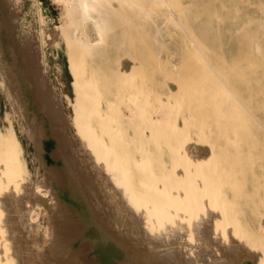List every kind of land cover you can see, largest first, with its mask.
<instances>
[{
    "label": "bare ground",
    "instance_id": "1",
    "mask_svg": "<svg viewBox=\"0 0 264 264\" xmlns=\"http://www.w3.org/2000/svg\"><path fill=\"white\" fill-rule=\"evenodd\" d=\"M54 1L61 5L60 22L45 30L48 37L54 39L59 32L68 29L71 38L85 49H91L103 40L111 25L109 14L137 13L138 16L147 14L151 18L158 10L149 8L146 0ZM160 1L158 4L163 2L167 8L172 31L182 32L178 43L189 44L192 46L189 55L205 60L206 65L202 61L205 67L199 69V75L196 73L197 76H190L189 81H183V84L189 82V94L206 95L211 89L212 94H217L229 107L231 105L234 115L229 116L234 120H231V131L224 121L223 147L215 154V150L202 142L204 132L198 127L197 116L192 112L183 113L172 128L176 130L174 133H181V137L185 134L182 139L186 137L183 141L181 138L178 142L175 140L179 147L173 145L174 150L178 148L173 151L175 161L172 167L177 181L169 182V187L168 184L163 185L162 191H153L150 188L154 184L160 186L161 182L155 183L151 176L152 179L142 183L144 188L141 189L134 183L131 169L140 173L147 167L153 171L148 163L156 157L147 140L155 139L160 121L162 124L172 123L171 119L176 118L173 110L184 107L180 95L171 93L169 99L160 96L161 105L146 114L143 109H148L151 104L147 107L142 105L146 108L139 105L140 99L144 100L141 103H146L144 89L140 90L142 98H139L138 81L134 80L138 89L127 84L130 80L133 82L131 76L136 73L137 67L134 71H127L124 64L131 65V68L133 63L120 61V79L116 86L119 89L114 95L104 90L96 94L94 100L87 101L85 94H77L74 126L78 133L75 134L87 157L76 153L77 163H72L67 147L74 143L65 126L68 123L65 112L60 109V101L45 91L43 82L35 75L36 56L44 60L41 49L34 35L27 33L20 38L25 45L15 35L13 17L18 14L15 9L20 0H0L3 88L9 104L22 120L23 131L33 146L32 155L41 168L35 180L23 181L22 174L27 172V167L20 157L21 144L19 142V147L4 144L6 134L0 130V264H264V199L263 212L259 210L261 207H257L258 229L254 230L241 206L246 193L243 189L246 179L235 176L230 167H226L231 148L235 151L239 146L251 144L255 130L264 132V118L252 105L254 94H264V77L252 75L253 72L246 70L251 63L244 62L233 71L237 78H231L227 69L229 63L221 67L205 57L201 34L189 25V3L184 0H170V4ZM259 11L261 16L258 19L262 16L264 19V9L259 7ZM154 25V22L150 23V27ZM31 42L36 45L35 48ZM252 49L260 53V44L253 43ZM170 64L171 67L177 66L174 61ZM32 66L35 70L31 69ZM208 74L213 77L208 78ZM205 77L208 78L206 81ZM73 83L76 84V81ZM126 87L130 88L129 92L121 90ZM173 87L172 90H176L179 84ZM101 100L104 106H100ZM165 102L168 104L165 105ZM123 103L130 117L135 116V122L139 124L135 125L132 135L127 131V119H122ZM166 106L173 107V112L165 109ZM94 118L95 125L92 124ZM145 122L149 125L148 137L143 136L141 131L140 123ZM168 123L167 129V125H161L165 134L171 129ZM190 125L193 126V134L189 132ZM178 136L175 138L178 139ZM15 138L18 139L17 135ZM85 142L90 145L92 154L101 158L99 162L92 161ZM131 144L135 145L134 148ZM62 150L64 158L60 155ZM132 150L139 156H134ZM44 151L48 154L49 163L44 159ZM212 159L221 161L222 168L225 165L221 184L214 180L213 183L205 181L199 172L203 162ZM117 162L121 165L114 171L111 163ZM161 166L162 162L159 168ZM205 171L209 173L208 169ZM210 173L209 177L213 178L214 173ZM154 175L168 177L162 171L154 172ZM93 184L96 186L92 187ZM167 191L173 192V195L163 196L162 193ZM43 218L49 226L45 238L39 235Z\"/></svg>",
    "mask_w": 264,
    "mask_h": 264
},
{
    "label": "rangeland",
    "instance_id": "2",
    "mask_svg": "<svg viewBox=\"0 0 264 264\" xmlns=\"http://www.w3.org/2000/svg\"><path fill=\"white\" fill-rule=\"evenodd\" d=\"M184 1L189 3V25L191 28H194L193 30L195 32L198 31V33L201 34V40L205 43V49L203 51L205 52V57H207L209 61H212L221 67H224V63H229L227 69H229L231 78H237V75H234L233 71L239 69L240 63L249 62L251 64L250 66H247L246 70L253 72L252 75L255 77H264V19L263 16L261 19H258V17L261 16L259 7L264 9V0ZM145 2L149 8L155 7L158 9L153 17L150 18L147 14H139L138 16L137 13H134L135 15L132 13L122 12H117L119 15L116 14V12L114 14H109V21L111 22L109 29L105 32L103 40L91 49H85L83 46L76 43L71 38V31L68 29L59 32L54 39L48 37V33L45 32V30L47 28H53L60 22L61 5L57 4L56 1L20 0V4L17 9H15V11L18 12V14L13 17V23H16L15 35H17V38L19 39L24 38L27 33L35 36L34 40L40 47L44 58L42 61V58H40L39 55L36 56L37 59L35 61V67L37 68V72L35 75L41 82H43L42 84L45 91L50 93L53 99H58V101H60V109L65 112V116L68 121L65 126H67V132L74 143V145H72L71 142V145L67 147L71 152L70 159H72V163H77V154L84 158L87 157V154L82 151L84 149L81 148L80 139L76 136L78 130L76 126H74L76 125L75 111L78 109L76 106L77 94H85L88 97L87 101H90L91 99L94 100V96L104 90L110 91V93L114 95V93L117 92V89H119L116 86L118 85V79H120L118 77V71L121 66L120 61H123V63L131 61V63H133V67L131 68V65L128 67V64H124L127 67V71L128 69H133L134 71L137 67L136 73L134 74L135 76H131V78H133V82H130V80L127 84L130 87L133 86L132 88L134 89H138L135 85L138 83L137 85L140 88L139 94H141L139 98H142L140 90L144 89L142 91H144L145 95H143V97H145L144 99L146 100V103H141V101L144 100L140 99L139 105L146 108L149 104H151L149 105L150 107H148L151 111L147 108V111L143 109L146 114L148 111L152 112V109H156L155 106L159 107L161 105L159 103L160 96H166L168 97L167 99H169L171 98V93L179 94L181 99L184 100L182 104L184 107L181 106L178 111H176V109L173 110L175 111L174 114L176 116V118H170L171 121H173V124L171 122H167L168 124H171V129L183 113L192 112L193 115L197 116V121L199 122L198 127H200L204 132V141L202 142L215 150L216 154L219 153L223 147L222 127L225 123H227L229 131L233 128V121L231 123V120H234V118L230 117L234 114L231 113V105L229 107V105L221 101L220 97L218 98L217 94H212L210 86L209 88L207 87L210 89V93L208 92L209 94H189V82H184L183 84V81H189L190 76H197L196 73L199 75L201 72L199 69L202 70V66L205 67L206 65L204 62L205 60L203 61L202 57H191L189 55V51L192 49V46L189 44L178 43L177 39L182 32L177 30L172 31L170 17H168L167 8L164 6L163 2L162 4H158L161 2L160 0L158 2L156 0L157 4H155V0H146ZM165 2L170 4V0H165ZM150 3L154 5H151ZM119 16L123 17L122 21ZM133 16H136V18ZM153 22L155 25L150 27V23ZM21 39L19 42L22 44L23 42ZM255 41L260 44V53H257L256 51L254 52L252 49L253 43H256ZM30 44L34 48L36 47L33 42ZM5 57L9 58V55L5 54ZM171 61L176 62L177 66L171 67ZM31 69H34V66H32ZM208 76V78L213 77L209 74ZM137 77H139V79H137ZM174 78H176V81L178 80L177 78H179V80L176 82L173 80ZM208 78L205 77L204 81ZM69 79H71L70 84L68 82ZM93 79H96V81L90 82V80ZM135 79V82H138L134 84ZM180 79L182 81L181 83H179ZM74 80L76 81V84L73 83ZM169 82L172 85L169 84ZM95 84V87H91ZM174 84H179V88L176 90L173 89V93L172 88H174ZM170 86H172V88ZM121 90L129 92L130 88L126 87ZM121 90H119V92H121ZM204 91L206 92V90ZM43 97L45 99L46 94H44ZM215 98H217L218 101ZM165 103V105L168 104L167 102ZM190 103L194 104L191 105ZM142 105H145L146 107ZM252 105L254 108L256 107L255 110H257L260 116L264 118V94H254L252 98ZM100 106H104L103 100H101ZM166 108L174 109L169 106H166L165 109ZM126 109L127 108L123 103L121 106V112L123 114L122 119L124 121L127 119L125 121L127 131L129 135H132L136 129L135 125L139 124L135 122L136 117H130V114ZM230 114L231 116H229ZM95 120V118L92 119L93 125H95ZM165 122L166 120L164 123ZM167 123L162 124V121H160V124L164 125V127ZM140 125L142 126V135L145 137L150 136L149 125L146 122L140 123ZM161 125L158 129L163 127H161ZM204 125L207 126L204 127ZM167 128L168 125L166 126V129ZM158 129L155 132L157 133L155 139L152 140L149 138L147 140L148 146L154 151L153 156L156 157L153 162L148 163V165H152L153 171L147 167H144L143 171L140 173L135 169H131L135 176L133 178L134 183H136L141 189L144 188V184L142 183L149 180L151 176L154 177L155 183L161 182L160 186H156L154 184V186L150 188L153 191H162L163 185L168 184L169 182L177 181V176L173 174L172 167L174 166L173 162L175 161V159L173 161V151H177L178 148H175L174 150L173 145L176 146L178 144H176V141H179L180 138L182 139L185 134L181 137V133L178 134L177 132H173L176 131L175 129H169L170 131L167 130L169 131H166L168 134H165V131L163 132L164 129H161L160 133H158ZM0 130L6 134L4 144L16 147H19L21 144L22 151L20 152V157L22 162L27 167V172L22 174V180L25 182L35 180L36 176L40 173V164L32 155L33 146L23 131L21 118L18 116L16 109L9 104L7 94L4 92L1 70ZM189 130L191 133L193 130L192 125H190ZM175 134L177 136L179 135L178 139H176L177 136H174ZM15 135H17L19 140L15 138ZM230 135H232V132H230ZM164 136L166 137L165 140H163ZM182 141L180 140V142ZM164 144L168 145L169 150ZM46 146L47 140L44 141V147ZM134 146V144H131L132 148H134ZM170 146H172V150H170ZM177 147L179 146L177 145ZM85 148L91 154L93 162L97 163L99 162L98 159L101 160L99 156L92 154L90 145L86 142ZM237 149L238 150L235 151H233V148L230 149L231 154L227 157L228 161L226 162V167H230L233 172L232 174L235 176H244L246 179L245 188H243L246 190V193L243 194L244 200L241 202V206L245 209V213H247L248 219L250 223L254 225L255 230L258 229V218L256 215L258 213L257 207H261L259 210L263 212V130H255L254 138L251 137V144H244L243 146H239ZM158 151H160L159 154ZM132 152L134 153V156H139L134 150H132ZM47 155V152L44 151V159L46 163H49ZM60 155L64 158L63 150ZM161 162L163 166L159 168ZM210 162L214 167L210 165ZM175 164L177 165V162ZM119 165H121L120 162L111 163V168L116 171ZM202 165L203 167L201 166L199 172L205 181L208 180L209 183H213L214 180L218 183L220 182V184L222 183V177L225 173V165L224 168H222L221 161L218 162L217 160L212 159L209 162H203ZM187 168L189 170V164L187 165ZM203 168L208 169L209 173L211 168L212 172L210 174L214 173L213 175L215 176L210 178L212 176L210 175L209 177V173H207V171H205L206 169L204 170ZM161 171L167 174L168 177L154 175V172L158 173ZM170 185L171 184H168L167 186L169 187ZM93 186L95 187L96 185L93 184L92 187ZM238 186H240V182L238 183ZM162 195L167 197L173 195V192H163ZM48 228L49 226L47 220L43 218L39 230L41 238H45L47 236ZM262 236L264 239V233Z\"/></svg>",
    "mask_w": 264,
    "mask_h": 264
},
{
    "label": "crops",
    "instance_id": "3",
    "mask_svg": "<svg viewBox=\"0 0 264 264\" xmlns=\"http://www.w3.org/2000/svg\"><path fill=\"white\" fill-rule=\"evenodd\" d=\"M67 69H68V68H67ZM68 73H69V72H68ZM69 75H70V74H69ZM68 82H69V84H70V82H71V79H69V81H68Z\"/></svg>",
    "mask_w": 264,
    "mask_h": 264
}]
</instances>
